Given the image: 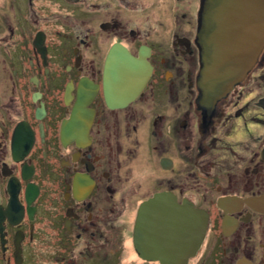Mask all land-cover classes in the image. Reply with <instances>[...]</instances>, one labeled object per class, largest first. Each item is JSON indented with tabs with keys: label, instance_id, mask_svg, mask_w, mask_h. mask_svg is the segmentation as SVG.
Segmentation results:
<instances>
[{
	"label": "flooded vegetation",
	"instance_id": "obj_1",
	"mask_svg": "<svg viewBox=\"0 0 264 264\" xmlns=\"http://www.w3.org/2000/svg\"><path fill=\"white\" fill-rule=\"evenodd\" d=\"M203 1L0 0V264H264V48L199 104Z\"/></svg>",
	"mask_w": 264,
	"mask_h": 264
},
{
	"label": "water",
	"instance_id": "obj_2",
	"mask_svg": "<svg viewBox=\"0 0 264 264\" xmlns=\"http://www.w3.org/2000/svg\"><path fill=\"white\" fill-rule=\"evenodd\" d=\"M201 10L199 104L214 106L246 77L264 48V0H204ZM118 57L125 64L117 69L111 59L106 73L122 79L128 67L136 64L124 52ZM204 226L205 218L200 214L196 242L199 238L200 243Z\"/></svg>",
	"mask_w": 264,
	"mask_h": 264
}]
</instances>
